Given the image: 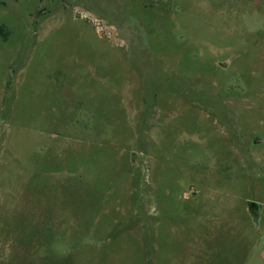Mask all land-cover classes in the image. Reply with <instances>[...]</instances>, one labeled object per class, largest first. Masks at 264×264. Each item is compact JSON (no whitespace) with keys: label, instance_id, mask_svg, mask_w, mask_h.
I'll return each mask as SVG.
<instances>
[{"label":"rangeland","instance_id":"rangeland-1","mask_svg":"<svg viewBox=\"0 0 264 264\" xmlns=\"http://www.w3.org/2000/svg\"><path fill=\"white\" fill-rule=\"evenodd\" d=\"M0 27V264H264V0H0Z\"/></svg>","mask_w":264,"mask_h":264},{"label":"flooded vegetation","instance_id":"flooded-vegetation-1","mask_svg":"<svg viewBox=\"0 0 264 264\" xmlns=\"http://www.w3.org/2000/svg\"><path fill=\"white\" fill-rule=\"evenodd\" d=\"M258 211H259V209H258L256 206H254V207L251 208L249 214H250L252 217H253V216L255 217V216L257 215Z\"/></svg>","mask_w":264,"mask_h":264},{"label":"water","instance_id":"water-1","mask_svg":"<svg viewBox=\"0 0 264 264\" xmlns=\"http://www.w3.org/2000/svg\"><path fill=\"white\" fill-rule=\"evenodd\" d=\"M254 206H256L258 209L260 208L259 205H256V204H248V212H250L251 208L254 207ZM253 218H254V216H253ZM262 257H264V252L262 253Z\"/></svg>","mask_w":264,"mask_h":264},{"label":"trees","instance_id":"trees-1","mask_svg":"<svg viewBox=\"0 0 264 264\" xmlns=\"http://www.w3.org/2000/svg\"><path fill=\"white\" fill-rule=\"evenodd\" d=\"M0 35L3 36V38H6L8 33L7 32H4V29L3 27H0Z\"/></svg>","mask_w":264,"mask_h":264}]
</instances>
